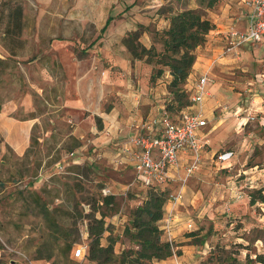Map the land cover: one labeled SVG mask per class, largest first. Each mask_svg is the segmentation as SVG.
<instances>
[{"label": "rangeland", "instance_id": "374dc122", "mask_svg": "<svg viewBox=\"0 0 264 264\" xmlns=\"http://www.w3.org/2000/svg\"><path fill=\"white\" fill-rule=\"evenodd\" d=\"M132 1L0 0V111L19 121L34 122L29 147L22 157L0 144V264H90L85 259H72L71 251L78 245L87 247L85 229L91 217L104 213L109 224L112 216L131 212L138 201L134 194L147 192L140 185L141 191H137L133 177L121 181L119 170L105 162L70 165L65 172L58 169V165L70 164L64 156L81 141L70 135L76 126L62 109L71 68L66 61L64 65L58 62L57 54L67 60L65 52H53L52 45H70L68 49L78 59L97 56L95 49L104 22L107 16L114 17L118 5L124 11L135 5L138 13L148 12L145 6L150 0ZM157 2L162 5L155 4V13L199 5L198 0ZM223 2L219 0L206 16ZM252 51L241 62L246 66L247 81L264 74V51L257 56ZM260 78L264 80V76ZM259 90L264 96V88ZM248 122L250 129L242 130L241 135H247L257 124L256 119ZM95 124L99 127L100 121L96 119ZM257 133L259 140L251 142L255 150L243 156L241 165L264 162V131ZM110 182H122L127 187L113 196V204L98 205L102 188ZM254 190L243 188L239 196L245 201L239 198L231 210L211 211L201 225L194 217L197 228L203 234L210 228L211 235L203 246L193 245L204 254L197 255L196 263L191 264H202L216 244L236 252L240 262L247 254L252 259L255 254H264V204L249 205V194ZM64 238L72 242L70 250ZM62 250H66L65 255ZM176 250L182 254L181 249ZM48 254L52 255L48 261L38 259ZM173 260L180 264L177 255Z\"/></svg>", "mask_w": 264, "mask_h": 264}, {"label": "crops", "instance_id": "0c3cea01", "mask_svg": "<svg viewBox=\"0 0 264 264\" xmlns=\"http://www.w3.org/2000/svg\"><path fill=\"white\" fill-rule=\"evenodd\" d=\"M155 4L162 5L157 0H150L145 6L147 13H138L135 5L125 11L118 5L114 17L107 16L104 22L102 38L95 49L98 55L92 58H76L68 49V44L52 45L53 52V49L65 52L67 60L57 54L58 62L64 65L66 61L71 68L72 74L67 81L62 109L76 126L70 135L81 141V145L73 150L75 155L69 157L68 153L64 159L70 160V165L105 162L114 170H119L121 181L133 177L137 191H141V187L145 188L135 180L132 165L115 167L111 163L121 142L132 133V125L165 113L164 103L169 98L167 85L170 76L164 72L151 80L152 67L144 59L133 58L122 40L141 27H149L150 30L167 28L168 17L173 11L161 17L154 12L157 7ZM208 19L214 27L206 36L204 45L196 49L195 62L184 86L192 94L197 80L207 74L208 95L203 99L207 125L199 131V135L207 139L208 144L203 149L198 170L183 186V200L175 210L168 232L164 231V217L159 222L163 238L181 244L177 247L182 251V254L177 255L180 264L196 263V256L204 254L195 250L196 246L188 245L189 238L185 237V233L198 229L194 217L199 219L201 225V220L211 211L231 210L240 201H245L243 195L239 196L243 194V188L264 190V162L261 165L258 162L241 165L243 156H250V151L255 150L251 144L252 139L259 140L257 132L264 131V96L260 95L262 92L259 90L264 88V80L260 78L264 74H256L254 78L244 80L246 66L241 62L251 52V48L256 56L260 50L264 51V43L244 45L238 58L223 56L227 32L248 31L249 22L242 0H224L217 11L208 15ZM150 30H142L138 38V42L146 49L152 45ZM84 66L86 70H82ZM99 68L102 69L99 71ZM227 108L230 110L226 111ZM196 110L197 107L192 105L188 111L193 113ZM8 114L5 110L0 111L1 144L10 148L16 156L22 157L29 147L34 122L19 121ZM96 119L100 121L99 127L95 124ZM251 119L257 121L254 129L247 135H241L242 130L250 129L251 123L248 121ZM224 152L232 153L231 158L218 162L216 157ZM96 154H99V158L90 161ZM189 160L188 154L181 155L179 169L172 170L171 180L162 186L166 192L179 189L178 178L183 176ZM106 187L116 195L127 186L122 182H110ZM134 196L139 201L143 200L145 190ZM169 209L170 204L167 202L164 215ZM128 221L129 214L109 219L113 235H117L120 240L122 228ZM109 235L108 231L104 232L102 245L107 243ZM124 247L122 242H116L115 252L119 253ZM155 264L175 262L172 257Z\"/></svg>", "mask_w": 264, "mask_h": 264}, {"label": "trees", "instance_id": "16d2710c", "mask_svg": "<svg viewBox=\"0 0 264 264\" xmlns=\"http://www.w3.org/2000/svg\"><path fill=\"white\" fill-rule=\"evenodd\" d=\"M198 1L197 8L182 9L179 12L168 8L159 12L158 14L163 17L166 13L173 11L168 17L167 28L150 30L152 45L148 49L138 42V38L142 30L149 31V27H141L122 40L133 58L144 59V62L152 67L151 80L168 72L170 76L167 85L169 98L164 104L165 114L172 122H177L184 112H189L192 106L191 94L185 90L184 86L195 62L196 49L204 45L206 36L214 27L206 16V11L219 0ZM202 6H204L203 9ZM156 41L160 44V49L156 48ZM145 189L147 192H145L144 199L137 201L129 213L128 223L122 228V240L117 235H113L111 226L106 223L104 213L99 217L97 215L91 217L85 229L88 243L84 255V259L90 264H155L180 254L176 248L181 244L164 239L163 230L159 227V222L164 217L168 192L154 185ZM113 196L112 192L107 196L101 195L97 204L111 205ZM257 203L264 204V190L262 189H256L249 194V205L254 206ZM106 231H109L110 235L107 237V243L102 245L101 240ZM209 235H211L210 228L204 234L201 229L185 233V237L189 238L188 245L203 246ZM116 242H122L125 245L119 253L115 252ZM63 243L67 246V250H70L72 242L64 238ZM62 253L65 255L66 250H62ZM235 255L236 252L216 244L202 264H264L262 253L255 254L253 259L247 254L244 262H240ZM51 256L48 254L38 259L48 261Z\"/></svg>", "mask_w": 264, "mask_h": 264}, {"label": "built area", "instance_id": "2783aa9c", "mask_svg": "<svg viewBox=\"0 0 264 264\" xmlns=\"http://www.w3.org/2000/svg\"><path fill=\"white\" fill-rule=\"evenodd\" d=\"M248 17L249 28L247 32L230 30L225 37L223 56L238 58L241 49L246 44L264 43V0H242ZM207 74L202 75L195 85L190 96L192 105L197 107L195 112H184L177 122H172L163 113L160 117H151L132 125V133L121 142L112 165L121 167L131 164L135 170V180L144 188L158 186L161 190L171 180V171L178 170L180 157L188 154L190 160L184 168L183 176L178 178L179 189L167 193V202L170 209L164 215V231L168 232L173 221L175 210L183 200V186L191 175L198 170L203 149L208 144L207 139L199 135V131L206 127L207 122L203 110V99L208 95ZM75 153H69V157ZM99 154L90 159H98ZM232 156L230 152H224L216 157L219 162H225ZM70 164L58 165L61 172ZM111 194L108 187L101 190L102 196ZM87 247L78 245L72 251L73 259H84ZM177 264V261L175 262Z\"/></svg>", "mask_w": 264, "mask_h": 264}]
</instances>
